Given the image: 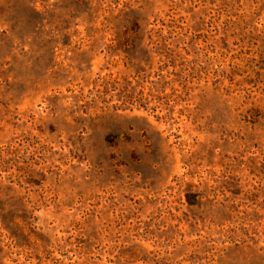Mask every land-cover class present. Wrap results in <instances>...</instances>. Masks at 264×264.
Instances as JSON below:
<instances>
[{
	"label": "rangeland",
	"instance_id": "rangeland-1",
	"mask_svg": "<svg viewBox=\"0 0 264 264\" xmlns=\"http://www.w3.org/2000/svg\"><path fill=\"white\" fill-rule=\"evenodd\" d=\"M0 264H264V0H0Z\"/></svg>",
	"mask_w": 264,
	"mask_h": 264
}]
</instances>
